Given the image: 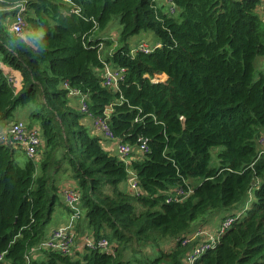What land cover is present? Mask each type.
Returning a JSON list of instances; mask_svg holds the SVG:
<instances>
[{
    "label": "trees",
    "instance_id": "trees-1",
    "mask_svg": "<svg viewBox=\"0 0 264 264\" xmlns=\"http://www.w3.org/2000/svg\"><path fill=\"white\" fill-rule=\"evenodd\" d=\"M158 1L0 0V59L22 76L12 85L0 69V122L26 106L23 121L43 140L39 165L26 157L20 164L21 152L0 143V264H183L189 247L181 237L206 213L235 209L253 187L250 205L193 264H264L259 1L171 0L173 13ZM18 2L26 6L21 36L5 27ZM114 16L117 40L95 37ZM145 32L158 41L148 52L128 42ZM105 64L126 69L116 88L100 83ZM65 82L87 95L92 115L110 109L108 125L121 141L146 140L141 159L126 165L103 148L80 123L83 114L70 105ZM212 147H221L213 167ZM64 164L80 191L82 220L113 253L86 249L72 258L38 250L42 257H33L60 203L52 171ZM128 169L142 195L122 187ZM186 180L193 182L191 195L166 202L170 189L186 190ZM230 210L224 212H236ZM169 241L171 249L162 251ZM134 243L154 245L155 256L125 259Z\"/></svg>",
    "mask_w": 264,
    "mask_h": 264
},
{
    "label": "built area",
    "instance_id": "built-area-1",
    "mask_svg": "<svg viewBox=\"0 0 264 264\" xmlns=\"http://www.w3.org/2000/svg\"><path fill=\"white\" fill-rule=\"evenodd\" d=\"M63 2L71 3V0H61ZM170 6V12L173 13L175 8L172 5L171 0H166ZM257 7L259 8L260 17L264 21V0H258ZM14 9L12 15V21L10 25V32L15 36H21L25 26L24 14L26 6L24 2H18L12 6ZM136 49L148 52L151 47L147 42L140 41ZM126 73V69L123 67L112 68L105 64L101 72L100 83L102 86L116 88L118 83L123 80ZM159 81L154 79V82ZM9 83L14 85V80L8 78ZM153 81V80H152ZM63 86L68 89V95H76L79 100L78 109L84 117L91 119V135L97 137L99 141H111L114 143L113 155H116L126 165L134 159H141L143 154L147 151L146 140L139 138L140 143L138 146H132L129 143L121 141L117 138L110 129L107 118L108 113L105 112L103 117L94 116L89 111L88 97L86 94L80 92L77 89L69 88L68 83H64ZM258 154H264V137L258 139ZM0 143L11 145L13 147L20 148L23 151L24 156L27 159L32 160L36 164L41 160L43 155V140L41 138L40 131L37 127H27V124L23 120H16L6 124L0 130ZM42 154V155H41ZM186 190L183 187L178 186L169 190L166 202L172 200L182 201L189 197L192 190V185L188 181H184ZM127 192L132 195H142L138 180L132 170L128 169L127 178ZM251 190L248 191L245 198V206L242 211L237 210L233 214L224 216L217 228L214 230L207 229L202 226H198L192 233H187L180 239L182 246L189 247L186 254L183 256V264H193L194 261L203 254L207 249L213 247L218 241L220 235L224 233L235 221L240 217L243 211L247 208V202L250 201ZM58 194L69 211V217L65 223L53 227L46 233L45 237L40 243L33 248V250H47L58 252L62 255H67L72 258H77L78 247L81 250L95 249L101 252L113 253V248L108 243L107 239H96L91 233L78 235L76 231V224L80 214V191L76 183L71 180L67 181L58 187ZM82 251V252H83ZM3 259V255H0V261Z\"/></svg>",
    "mask_w": 264,
    "mask_h": 264
},
{
    "label": "crops",
    "instance_id": "crops-1",
    "mask_svg": "<svg viewBox=\"0 0 264 264\" xmlns=\"http://www.w3.org/2000/svg\"><path fill=\"white\" fill-rule=\"evenodd\" d=\"M8 9V8H7ZM255 13L260 17V12H259V8L256 7L255 8ZM261 18V17H260ZM11 21H12V17H8L7 20L5 21V27L7 29L8 32H10V25H11ZM11 33V32H10ZM12 34V33H11ZM145 34V36L147 37H153L154 38V35L152 33H143ZM31 36L32 34L29 33L28 34V37H27V43L28 44H31ZM101 37H105V38H114V37H111V36H107V35H99ZM141 36H142V33H141ZM143 38V36H142ZM145 38V37H144ZM156 39V38H154ZM158 41L155 40L154 43H157ZM139 43V42H138ZM137 43V44H138ZM136 44V45H137ZM107 49V48H105ZM110 48L108 47V50ZM257 60H260V62H263L264 64V57L263 58H259ZM0 69L2 70L3 74L7 77V78H10V79H13L14 80V84L18 85L21 81V73L18 71V70H14L13 68H11L10 66L2 63L1 59H0ZM102 72V71H101ZM69 96V102H70V105L74 108H77L78 109V104H79V100H78V97L76 95H68ZM27 108V107H26ZM28 111H29V108H28ZM107 113L109 114L110 113V109H108ZM17 119L13 120V121H16ZM19 120V119H18ZM10 122H0V130ZM80 123L85 126L89 132L91 133V125H92V122H91V119L89 117H82V119L80 120ZM101 145L103 146V148L107 151H109L111 154L113 153L114 151V143L111 142V141H101L100 142ZM18 151H20L21 153H18V158L21 159L22 163L25 162V156L23 154V151L20 149V148H17ZM42 155V154H41ZM43 155L41 156V159H42ZM41 160H39L40 162ZM39 162L36 164V165H39ZM52 178H53V182L55 185H57V187H60L61 184L67 182V181H71L72 179L69 178V179H65L64 180V177L63 175H65L66 173H68V169L66 167V164H64L62 167L58 168V169H53L52 171ZM191 184H193V182H190ZM195 183V182H194ZM122 187L124 188V190L127 191V181H125L122 185ZM252 193V192H251ZM62 206H63V212L62 213H58L54 219V221L51 223V225L49 226V229L47 230V232H49L53 227H56L58 225H61L63 223H65V221L67 220V218L69 217V211L67 209V207L64 205V203L62 202L61 198H60V203ZM228 213V212H221V211H214V212H209V213H206L204 216H202L199 220H197L192 226L191 228L189 229L188 233H192L194 230V228L198 227V226H206V224H210L212 226V228H210L211 230H214L215 228H217V226L219 225L220 221H221V218L224 217L225 215L224 214ZM54 214V212H53ZM224 216H223V215ZM222 216L220 219H219V216ZM53 217V216H52ZM53 219V218H52ZM81 219V218H80ZM79 219V220H80ZM203 219V220H202ZM193 230V231H192ZM76 231H77V234L80 236L82 234H90V231L89 229L86 227L84 221L82 220L81 222L78 221L77 224H76ZM187 234V233H186ZM162 244H166V246L170 245V248L171 249V246H172V241H169V242H164ZM38 250H33L31 251V253L33 254V257H42V255L40 253H36ZM82 251L79 247L77 249V257H80V255L82 254ZM124 258H125V254H124ZM125 259H128V258H125Z\"/></svg>",
    "mask_w": 264,
    "mask_h": 264
},
{
    "label": "rangeland",
    "instance_id": "rangeland-1",
    "mask_svg": "<svg viewBox=\"0 0 264 264\" xmlns=\"http://www.w3.org/2000/svg\"><path fill=\"white\" fill-rule=\"evenodd\" d=\"M158 2H160V0L158 1ZM119 29H120V24H119V18H118V16H114L111 20H110V22H109V24L107 25V27H105L104 29H100V30H98L96 33H95V37L97 36V35H107V36H111V37H114L113 39H115V40H117V37H118V32H119ZM146 33V32H145ZM142 36H143V38H142ZM142 36H141V34H138V35H135V36H133L132 38H130L129 39V43L132 45V47L134 46H137L136 44L138 43V42H140V41H143V42H147L148 43V45H149V48L151 47L152 48V46H155L157 43H154V41L156 40V39H154L153 37H147V36H145V34H142ZM145 37V38H144ZM114 41V40H113ZM106 50H103L102 51V54H104V52H105ZM256 68H258V69H264V64H263V62H260V60H257L256 61ZM158 80H160V78H159V76H158ZM154 81V80H153ZM157 81V80H156ZM28 108H26V106H24V107H18L17 109H16V111L13 113V115L10 117V119H8L7 121H5L6 123L7 122H12L13 120H15V119H19V120H24V121H26V119H27V114H28ZM221 149V147H212L211 149H210V153H211V160H210V166H215L216 164H217V159H216V154H217V152L219 151ZM18 162L20 163V164H22V161H21V159H19L18 158ZM69 171V170H68ZM63 177H64V180L65 179H69V178H71L70 177V173L68 172V173H66L65 175H63ZM123 185V184H122ZM254 187H253V189H252V193H250V201H248L247 202V206H249L250 205V203H251V201H252V199H253V193H254ZM245 205V200L244 201H242L241 203H240V205L239 206H237L235 209H231V208H228V209H226V210H222L221 212H224V211H227V210H230V211H237V210H239L238 208H242L243 206ZM63 206L61 205V204H57L56 206H55V209H54V214H53V219H52V221H51V223L54 221V219H55V217H56V215L58 214V213H62L63 212ZM224 214V213H223ZM222 214V215H223ZM80 216H79V218H78V221H82V215H83V213L82 212H80V214H79ZM225 216L227 215V213L226 214H224ZM223 215V216H224ZM222 216L220 215L219 216V219L221 218ZM81 218V219H80ZM80 219V220H79ZM222 219V218H221ZM203 220V219H202ZM77 221V222H78ZM51 223H50V225H51ZM210 226H212V225H210V224H206V226H203V227H205V228H207V229H210V228H212V227H210ZM197 228V227H196ZM196 228H194L193 230H195ZM192 230V231H193ZM190 234V233H189ZM169 248H170V245H168V246H166V244H162L161 245V249H162V251H168L169 250ZM134 250H137V251H134ZM125 258H128V259H134V257H137V258H141V257H143V256H145L146 258H152V257H154L155 256V247H154V245H151V244H149V243H145V244H142V243H139V244H132V246L130 247V248H127L126 250H125Z\"/></svg>",
    "mask_w": 264,
    "mask_h": 264
},
{
    "label": "water",
    "instance_id": "water-1",
    "mask_svg": "<svg viewBox=\"0 0 264 264\" xmlns=\"http://www.w3.org/2000/svg\"><path fill=\"white\" fill-rule=\"evenodd\" d=\"M181 121H182V123H184V118H181ZM252 184H254V182H252Z\"/></svg>",
    "mask_w": 264,
    "mask_h": 264
}]
</instances>
